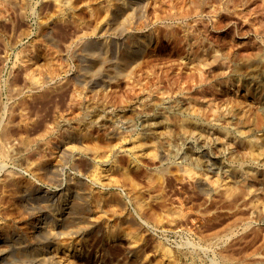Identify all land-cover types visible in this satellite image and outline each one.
I'll return each instance as SVG.
<instances>
[{"label":"rangeland","instance_id":"374dc122","mask_svg":"<svg viewBox=\"0 0 264 264\" xmlns=\"http://www.w3.org/2000/svg\"><path fill=\"white\" fill-rule=\"evenodd\" d=\"M69 2L0 0V247L75 189L80 264H264V0Z\"/></svg>","mask_w":264,"mask_h":264},{"label":"bare ground","instance_id":"6f19581e","mask_svg":"<svg viewBox=\"0 0 264 264\" xmlns=\"http://www.w3.org/2000/svg\"><path fill=\"white\" fill-rule=\"evenodd\" d=\"M65 5H69V0H62ZM115 11V10H114ZM118 11V10H117ZM119 12V11H118ZM117 12V13H118ZM118 15V14H117ZM103 45L101 43H87L86 49L88 55L92 56V71L89 72L86 75H94L95 73L101 71L102 69V61L100 57H102L101 53L104 51ZM100 49L103 51H100ZM104 54V52H103ZM90 58V57H89ZM90 58V59H91ZM91 70V69H90ZM89 71V70H87ZM161 117H166L165 112L161 113ZM205 183L209 185L210 187H213V184L206 179ZM127 191L131 196L132 200H135L137 195L134 191V188L131 186H127ZM80 193L77 190H72L69 194L68 200L65 202H62V199H64V195H61V200H55V198L50 197L49 195H44V212H45V218L48 219H54V229L49 230L46 229V223L44 225H36L35 226V236L42 240V242H45L48 244H51L49 247L50 249H47L44 251L42 247H39L37 249L31 248L28 245L21 244L20 240L17 235L14 236V239L10 241V244L13 245L12 248L6 247L1 248L0 247V257L3 256V254H8V257H12L10 254V251L15 252L17 251L19 253L20 262L22 261V264H25L26 261H29L30 259L34 261V264H80L76 260L78 257L77 250L78 245L74 246L72 242H66L62 238H71V237H85L92 228L93 224L86 220L84 218V213L86 212V205L84 203H79L78 199L80 198ZM261 190L257 189L255 191H249L244 196L245 199L249 198L252 200L251 208L257 209V205H253L254 200L260 196ZM56 214V216H55ZM54 217V218H53ZM20 236V235H19ZM34 236V237H35ZM13 238V237H12ZM0 238V243H1ZM20 239V240H19ZM57 246H62L63 248H66L67 250L74 248L75 253L72 254L70 257L64 259L57 255ZM122 252H125L128 256H134L137 254V249L134 245L131 243H123L122 242ZM51 247H54L53 250H51ZM47 248V247H46ZM13 254V253H12ZM24 262V263H23ZM30 262V261H29Z\"/></svg>","mask_w":264,"mask_h":264}]
</instances>
